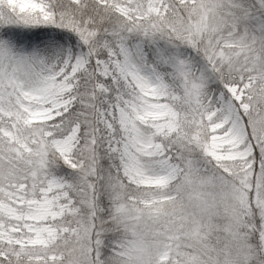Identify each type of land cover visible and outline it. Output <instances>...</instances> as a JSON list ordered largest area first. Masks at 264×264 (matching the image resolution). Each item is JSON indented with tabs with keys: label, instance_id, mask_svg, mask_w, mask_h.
<instances>
[{
	"label": "snow or ice",
	"instance_id": "6c2138e0",
	"mask_svg": "<svg viewBox=\"0 0 264 264\" xmlns=\"http://www.w3.org/2000/svg\"><path fill=\"white\" fill-rule=\"evenodd\" d=\"M0 264H264V0H0Z\"/></svg>",
	"mask_w": 264,
	"mask_h": 264
}]
</instances>
